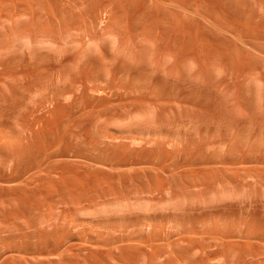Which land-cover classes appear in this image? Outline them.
I'll list each match as a JSON object with an SVG mask.
<instances>
[{
  "label": "bare ground",
  "instance_id": "bare-ground-1",
  "mask_svg": "<svg viewBox=\"0 0 264 264\" xmlns=\"http://www.w3.org/2000/svg\"><path fill=\"white\" fill-rule=\"evenodd\" d=\"M152 2L188 11L179 3ZM41 7L36 15L33 0H0L2 91L31 77L13 96L21 110L0 115V156L8 162L7 169L26 155L25 138L35 134L12 122L50 120L63 108L78 112L66 117L91 120L87 147L126 140L132 145L167 143L178 152L176 145L188 135L164 127L165 110L151 99L161 97L168 79L179 87L186 75L195 84H209L219 69L204 71L195 62L182 63L161 52L153 40L133 41L110 8L90 22L75 13V7L57 10L46 1ZM189 11L200 16L196 9ZM51 70L57 71L54 78L48 76ZM79 71L86 76L78 84L73 76ZM247 86L258 91L262 84L250 80ZM73 157L101 164L77 153ZM120 191L111 196L95 192L86 204L55 206L46 218L35 212L33 221L40 229L30 237L26 221L22 224L27 234L15 237L9 222L0 221L5 264H248L249 187L167 182L121 186ZM234 201L241 203L235 212L230 207ZM181 246L190 249V258L183 256ZM127 252L134 258L123 256Z\"/></svg>",
  "mask_w": 264,
  "mask_h": 264
},
{
  "label": "rangeland",
  "instance_id": "rangeland-1",
  "mask_svg": "<svg viewBox=\"0 0 264 264\" xmlns=\"http://www.w3.org/2000/svg\"><path fill=\"white\" fill-rule=\"evenodd\" d=\"M44 1L57 10L75 7L74 12L84 14L90 22L110 8L133 41L153 40L161 52L182 63L195 62L204 71L218 68L220 72L209 84H195L186 75L179 87L168 79L161 97L151 99L165 110L164 127L188 135L176 145L178 152L167 143L132 145L126 140H105L99 147H87L92 122L66 117L78 113L69 108L57 110L46 121L12 122L35 134L25 138L27 153L13 169L8 170V162L0 156V221H8L16 230L11 236L27 234L23 221L30 227L26 231L29 237L38 234L35 212L46 218L55 206L86 204L95 192L107 196L122 193L121 186L167 182L215 188L246 186L251 193L245 205L252 231L247 260L248 264H264V0H165L169 5L182 4L188 9L185 13L152 0H33L36 15ZM191 8L200 16L192 15ZM56 74L51 70L48 76ZM85 76V71H79L73 77L79 84ZM29 80L30 76L18 80L6 91L0 85V99H6V103L0 100V115L21 110L13 96ZM250 80L262 84L258 91L248 88ZM75 153L101 164L92 166L75 159ZM239 204L232 202L231 210L235 212ZM180 249L190 258L189 248ZM232 250L236 261V243ZM123 256L134 258L132 252ZM0 264H5L1 252Z\"/></svg>",
  "mask_w": 264,
  "mask_h": 264
}]
</instances>
